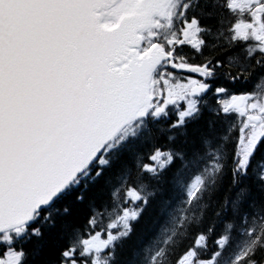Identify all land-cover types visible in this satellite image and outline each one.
<instances>
[{"label": "snow or ice", "instance_id": "snow-or-ice-1", "mask_svg": "<svg viewBox=\"0 0 264 264\" xmlns=\"http://www.w3.org/2000/svg\"><path fill=\"white\" fill-rule=\"evenodd\" d=\"M0 264H264V0H0Z\"/></svg>", "mask_w": 264, "mask_h": 264}]
</instances>
